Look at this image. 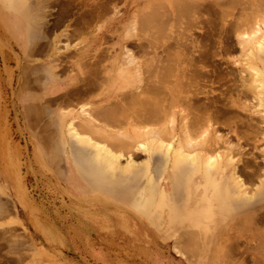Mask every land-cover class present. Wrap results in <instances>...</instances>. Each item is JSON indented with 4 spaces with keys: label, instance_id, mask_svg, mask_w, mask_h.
<instances>
[{
    "label": "rangeland",
    "instance_id": "1",
    "mask_svg": "<svg viewBox=\"0 0 264 264\" xmlns=\"http://www.w3.org/2000/svg\"><path fill=\"white\" fill-rule=\"evenodd\" d=\"M257 1L0 0L2 29L9 36L12 28L16 32L18 23L15 28L7 15L14 13L29 40L23 47L0 35V113L16 144L34 222L0 230V257L11 247L41 242L34 226L43 228V222L72 232L78 217L86 218V228L87 221L114 222L120 212L144 223L152 243L165 245L184 264H264V1ZM90 7L99 16L93 27L87 25ZM35 65H46L53 78L70 72L73 83L91 75L98 89L93 102L82 96L90 91H76L70 104L63 102L67 96L46 97L27 109L19 89L23 80L42 87L30 77ZM159 70L168 77L164 84L157 81ZM140 86L163 95V89L177 88L194 105L144 123ZM152 93L153 100L165 97ZM132 95L135 101L141 96L137 103ZM27 110L34 114L28 117ZM212 111L220 120L197 137L194 115L204 116L197 117L203 123ZM32 133L40 137L39 149Z\"/></svg>",
    "mask_w": 264,
    "mask_h": 264
},
{
    "label": "crops",
    "instance_id": "2",
    "mask_svg": "<svg viewBox=\"0 0 264 264\" xmlns=\"http://www.w3.org/2000/svg\"><path fill=\"white\" fill-rule=\"evenodd\" d=\"M88 11L90 12L87 14V25L93 27L98 24L99 16L98 14L95 15L91 7ZM15 17L16 22L21 20L23 23L19 16L16 15ZM11 22L13 23L12 20ZM2 24V13L0 12V35L6 38L9 35L6 29H2ZM82 25V22H80V26ZM110 25L108 23L107 27L109 28ZM16 26L17 23L15 28ZM12 29L9 32L11 35L9 37L25 47L29 42L25 30L24 34L19 37ZM30 42L32 43V41ZM8 61L13 62V57L9 56ZM31 70V79L36 83H41L42 87L29 86V83H24L23 80L19 91L23 95L22 99L27 109L29 106L35 105L34 101L40 103L46 97L52 100V98L58 96H67V99H64L63 102L70 104L72 102L70 96L73 92L76 94V91H79L80 94L91 91L83 97L86 100L90 98L88 101L93 102L92 98L98 92L97 86L93 87L95 82L91 75L82 79L78 77L79 84L73 83L74 78H72L70 72H65L62 79H58L51 77L52 72L46 65H35ZM2 73L0 68V77ZM73 101L77 102L76 100ZM1 107L2 100L0 99V109ZM36 110L37 108L34 107L33 111ZM32 114L34 113L27 110L26 115L28 117ZM7 128L6 120L0 113V230L5 228L18 229L25 224L28 226L29 223L34 224L30 218V205L25 191L27 181L18 165L15 141L6 131ZM38 136L35 133L31 135L37 149H39L40 142ZM44 149L48 148L43 147ZM69 182L75 184L73 182H76V180L71 177ZM9 188L13 198L7 196L9 195ZM20 210L22 212L24 210V214L20 215ZM113 215L114 222L109 220L110 217H106L105 222L101 223L87 221L90 227L86 228L81 225L86 218L78 217L75 219V231L72 232L69 229L55 228L49 223L45 224L43 222V228L34 226L38 228L37 232L43 237L41 242L32 241L23 248L19 246L9 248V253L0 257V264H184L177 257L178 255L174 256L166 249L165 245L152 243L150 229L145 227V224L140 220L136 221L129 214L126 216L120 212H115Z\"/></svg>",
    "mask_w": 264,
    "mask_h": 264
},
{
    "label": "bare ground",
    "instance_id": "3",
    "mask_svg": "<svg viewBox=\"0 0 264 264\" xmlns=\"http://www.w3.org/2000/svg\"><path fill=\"white\" fill-rule=\"evenodd\" d=\"M258 1H260V0H258ZM258 1H257V4H258ZM262 1H264V0H262ZM182 2H183V0H182ZM182 2H181V3H182ZM194 2H195V1H194ZM190 3H191V2H190ZM186 4H187V3H186ZM192 4H193V3H192ZM260 4H262V3H260ZM260 4H259V6H260ZM173 5H174V4H173ZM173 5H172V6H173ZM175 5H176V4H175ZM175 5H174V6H175ZM194 5H195V3H194ZM262 5H263V4H262ZM262 5H261V6H262ZM159 7L162 8L161 6H159ZM163 7H164V6H163ZM165 7H167V6H165ZM176 7H177V5H176ZM179 7H180V6H179ZM262 7H264V6H262ZM160 8H159V9H160ZM103 9H104V8H103ZM152 9L154 10V8H152ZM263 9H264V8H263ZM153 10L150 11V13L155 11V10H154V11H153ZM156 10H157V9H156ZM163 10H164V9H163ZM261 10H262V9H261ZM261 10H259V12H260ZM165 11H166V10H165ZM263 11H264V10H263ZM263 11H262V12H263ZM96 12H97V11H96ZM107 12H108V11H107ZM158 12H159V10H158ZM167 12H168V11H167ZM262 12H260V13H262ZM103 13H104V12H103ZM150 13H149V14H150ZM163 13H164V12H163ZM107 14H108V13H107ZM146 14H147V13H146ZM149 14H147V15H149ZM165 14H166V13H165ZM165 14H164V15H165ZM7 15H8V17H9L14 23L16 22L17 19H16V17H15L16 15H15L14 13H7ZM95 15H96V13H95ZM101 15H102V14H101ZM152 15H153V13H152ZM248 15H249V14H248ZM162 16H163V14H162ZM162 16H161V17H162ZM96 17H97V16H96ZM149 17H150V15H149ZM151 18H152V16H151ZM176 18H177V17H176ZM180 18H181V17H180ZM182 18H183V17H182ZM182 18H181V19H182ZM260 18H261V17H260ZM262 18H263V17H262ZM139 19H141V18H139ZM251 19H252V17H251ZM142 20H143V19H142ZM148 20H149V19H148ZM256 21H257V19H256ZM256 21H255V22H256ZM261 21H262V20H261ZM263 21H264V20H263ZM263 21H262V22H263ZM139 22H140V21H139ZM148 22H149V21H148ZM248 22L250 23V21H248ZM251 22H252V21H251ZM17 23H18V27H17V30H16L15 33H17V34L19 35V37H21V36L24 34L23 23H22L21 21H19V22H17ZM143 23H144V22H143ZM156 23H157V22H156ZM243 23H244V22H243ZM249 23H248V24H249ZM160 24H161V23H160ZM138 25H139V24H138ZM142 25H143V24H142ZM154 25H155V24H153V26H154ZM156 25H157V24H156ZM257 25H258V24H257ZM146 26H147V24H146ZM159 26H160V25H159ZM246 26H247V25H246ZM253 26H255V25H253ZM140 27H141V26H140ZM154 27H155V26H154ZM151 28H152V27H151ZM242 28H244V26H243ZM154 29H155V28H154ZM156 29H157V28H156ZM238 29H239V28H238ZM139 30H140V29H139ZM139 30H138V31H139ZM149 30H150V29H149ZM239 30H240V29H239ZM117 31H118V30H117ZM155 31H156V30H155ZM246 32H247V31H246ZM256 32H257V30H256ZM139 33H140V32H139ZM240 33H241V32H240ZM241 35H242V34H241ZM137 36H138V35H137ZM260 36H262V35H260ZM150 39H151V38H150ZM147 40H148V39H147ZM254 41H257V40L254 39ZM153 44H154V43H153ZM245 45H246V44H245ZM249 45H250V44H249ZM263 45H264V42L262 41V42L260 43L259 47L262 49V46H263ZM142 46H143V45H141V42H140L139 44L137 43V45H136V47L139 49V51L142 49ZM143 47H144V46H143ZM134 60H135V59H134ZM174 62H175V61H174ZM169 63H170V62H169ZM119 65H120V62H119ZM138 66H139V65H138ZM166 66H167V65H166ZM118 67H119V66H118ZM148 67H149V66H148ZM162 67H163V66H162ZM113 68H114V67H113ZM159 68H161V66H159ZM167 68H168V70L171 69V68H169V67H167ZM119 69H120V68H119ZM129 69H130V68H129ZM139 69H140V68H139ZM154 69H155V68H154ZM154 69H153V70H154ZM144 70H145V69H144ZM153 70H151V72H152ZM166 70H167V69H166ZM166 70H165V71H166ZM168 70H167V71H168ZM155 71H156V69H155ZM172 71H173V70H172ZM134 72H135V71H134ZM169 72H170V71H169ZM174 72H175V71H174ZM174 72H173V73H174ZM113 73H114V72H113ZM130 73H131V72H130ZM140 73H141V72H140ZM145 73H146V72H145ZM160 73H161V74H160ZM163 73H164V75H166L164 71H163ZM163 73L159 70L158 74H159L161 77H159V75H158V77L160 78V79H159V78H158V79L161 80V78H162V81H159V80L157 79L158 83H159V82H163L162 84H164L163 79H164L165 77H167V76L164 77V76L162 75ZM171 73H172V72H171ZM154 74H155V76H156V73H153V75H154ZM167 74H170V73H167ZM139 75H140V74H139ZM142 75H143V74H142ZM153 75H152V76H153ZM170 75H171V74H170ZM254 75H255V74H254ZM257 75H258V74H257ZM152 76H151V77H152ZM168 76H169V75H168ZM181 76H182V74H181ZM187 76H188V75H187ZM142 77H143V76H142ZM163 77H164V78H163ZM177 77H178V76H177ZM182 77H183V76H182ZM182 77H181V78H182ZM114 78H115V77H114ZM169 78H171V77H169ZM137 79H138V78H137ZM146 79H148V78L146 77ZM146 79H144V81H146ZM149 79H150V78H149ZM149 79H148V80H149ZM151 79H152V78H151ZM167 79H168V77H167L166 80H165L166 82H167ZM90 81H91V80H90ZM129 81H130V80H129ZM133 81H134V80H133ZM140 81H141V80H140ZM144 81H143V82H144ZM91 82H92V81H91ZM150 82H152V81H150ZM170 82H171V81H170ZM251 82H252V81H251ZM92 83H93V82H92ZM146 83H147V82H146ZM168 83H169V82H168ZM168 83H166V85H168ZM177 83H178V82H177ZM149 84H152V83H149ZM159 84H161V83H159ZM171 84H172V83H171ZM92 85H93V84H92ZM146 85H147V84H146ZM153 85H154V84H153ZM169 85H170V84H169ZM157 86H159V85H157ZM80 87H81V86H80ZM136 87H138V86H136ZM151 87H152V85H151ZM153 87H155V85H154ZM153 87H152V89H153ZM161 87H162V85H161ZM88 88H89V87H88ZM140 88L142 89L141 86L139 87V89H140ZM148 88H149V87H148ZM148 88H147V89H145V88L142 89V91L144 90V91L142 92V94H143L144 97H143V100H141L142 103H143V107H141V108H143V111L140 112L141 109L138 108V107H137L138 109L136 110V112H137V111L140 109L139 112L142 113V114H140L139 112H138V114L141 115L140 117H142L143 119H145V121L143 120L144 123H145V122H146V123L149 122L148 120H151V121L149 122V124H151V122H153V123H157L161 118L164 119V118L168 117L169 115H174V111H173V109H174V108L177 109V107H179L180 105H181V107H182V106H188V107H191V108H192L193 105H194V104L192 105V104H188V103H187L188 100H189V97H186V98H185V96H184V98H183V97H181L179 94H177V93H176L177 88H174V87L169 88V87H167L166 89H163V90H165V95H163V93L160 92V91L157 89V87H156V90H158V91L161 93V95L165 96V97L163 98L164 100L161 99V98H159L160 93H157L158 91H156L155 88H154V91H155V92H154L151 88H149V89H151V90H149ZM158 88H159V87H158ZM254 88H255V87H254ZM90 89H91V88H90ZM130 89H131V88H130ZM184 89H185V88H184ZM247 89H248V88H247ZM81 90H82V89H81ZM81 90H80V91H81ZM88 90H89V89H88ZM160 90L162 91V89H160ZM178 90H179V89H178ZM82 91H83V90H82ZM133 91H134V90H133ZM138 91H140V90H138ZM147 91L150 92V93L153 92L154 94H156V95H152V96H156V97H158V98H159V101L156 100V99L153 100L151 97H149L148 95H150V93L147 94V93H148ZM151 91H152V92H151ZM68 92H69V91H68ZM86 92H87V91H86ZM90 92H91V91H90ZM124 92H125V91H124ZM126 92H128V91H126ZM79 93H80V92H79ZM130 93H131V92H130ZM136 93H137V92H136ZM140 93H141V91H140ZM153 93H152V94H153ZM184 93H185V92H184ZM68 94H69V93H68ZM82 94H83V93H82ZM110 94H111V93H110ZM127 94H128V93H127ZM158 94H159V95H158ZM72 95H73V94H72ZM84 95H85V94H84ZM86 95H87V94H86ZM134 95H135V94H134ZM136 95H137V94H136ZM136 95H135V96H136ZM69 96H70V95H69ZM82 96H83V95H82ZM117 96H119V95H117ZM132 96H133V95H132ZM138 96H139V94H138ZM138 96H137V97H138ZM70 97H71V96H70ZM75 97H76V96H75ZM113 97H114V96H113ZM124 97H125V96H124ZM127 97H128V96H127ZM140 97H141V96H140ZM140 97H138V99H139ZM125 98H126V97H125ZM64 99H66V98H64ZM70 99H71V98H70ZM114 99H115V98H114ZM117 99H118V98H117ZM122 99H123V97H122ZM126 99H128V98H126ZM131 99H133L132 101H135V100H134V96H133V98L131 97ZM138 99H137L136 101H138ZM160 99H161V100H160ZM84 100H85V99H84ZM78 101H79V100H78ZM81 101H82V100H81ZM112 101H113V100H112ZM136 101H135V102H136ZM162 101H163V102H162ZM115 102H117V101H115ZM115 102H113V103H115ZM121 102H122V101H121ZM121 102H118V104L121 103ZM124 102H125V101H124ZM160 102H162V103H160ZM71 103H72V102H71ZM108 103H111V102H108ZM125 103H126V102H125ZM136 103H137V102H136ZM142 103H141V104H142ZM111 104H112V103H111ZM123 104H124V103H123ZM112 105H113V104H112ZM114 105H115V104H114ZM125 105L128 106L129 103H128V104H125ZM130 105H133L132 102H131ZM130 105H129V106H130ZM109 106H110V104H109ZM115 106H116V105H115ZM122 106H123V105H122ZM127 106H126V108H127ZM129 106H128V107H129ZM134 106H135V104H134ZM138 106H139V105H138ZM123 107H124V106H123ZM130 107H131V106H130ZM132 107H133V106H132ZM117 108H118V107H117ZM205 108H206V107H205ZM106 109H107V108H106ZM113 109H114V108H113ZM128 109H130V108H128ZM134 109H135V108H134ZM178 109H179V108H178ZM111 110H112V109H111ZM111 110H110V108H109V110H108V115L111 114V112H112ZM116 110H117V109H116ZM116 110H115V111H116ZM123 110L125 111V109H123ZM130 110H131V109H130ZM195 110H196V108H195ZM195 110H194V111H195ZM98 111H99V110H98ZM100 111H101V110H100ZM106 111H107V110H106ZM106 111H105V112H106ZM109 111H111V112L109 113ZM115 111L113 110V114H114ZM118 111H119V109H118ZM118 111L115 112V113L118 114ZM131 111H132V110H131ZM183 111H184V110H183ZM192 111H193V109H192ZM194 111H193V112H194ZM105 112H104V113H105ZM120 112H122V111H120ZM128 112H130V111L128 110ZM202 112H203V111H202ZM212 112H213V111H212ZM95 113H96V112H95ZM124 113H125V112H124ZM134 113H135V112H134ZM134 113H133V114H134ZM214 113H215V114H214ZM90 114H91V113H90ZM122 114H123V112H122ZM126 114H127V113H126ZM126 114H125V119L128 117ZM128 114H130V113H128ZM204 114H205V113H204ZM212 114H213V115H210V116H208V117H206V118H204V119L202 118L203 123L200 122L201 120L198 121L199 119H198L197 117H204V116H199V115L196 114V115H197V117H196V116L193 114V115H194V118H196V119H194V121H195V120H196V121H195V122L192 121V122L195 123L196 131H194V133H195V132L198 133V134L195 133V135H196L197 137L204 136V135L206 134V132L208 133L207 130H208L209 127L214 128V127L211 126V124H210L213 120H214L215 123H218V121L220 120L219 112L214 111ZM78 115H79V113H78ZM87 115H88V114H87ZM98 115H100V113H99ZM101 115H102V114H101ZM114 115H115V114H114ZM186 115H187V114H186ZM79 116H80V115H79ZM83 116H84V115H83ZM89 116H90V115H89ZM112 116H113V115H112ZM112 116H111V117H112ZM115 116H116V115H115ZM115 116H114V117H115ZM120 116H121V114L119 115V117H120ZM126 116H127V117H126ZM133 116L136 117V114H134ZM189 116H190V115H189ZM84 117H85V116H84ZM87 117H88V116H87ZM96 117H97V116H96ZM101 117H102V116H101ZM119 117H118V118H119ZM129 117H130V116H129ZM185 117L188 118V116H185ZM192 117H193V116H191L190 118H192ZM80 118H81V117H80ZM109 118H110V117H108V119H109ZM120 118H121V117H120ZM120 118H119V120H121L122 118L124 119V116H122L121 119H120ZM131 118H132V117H131ZM142 118H141V120H142ZM152 118H159V120H158V119H153L154 121H155V120L157 121V122H154V121H152ZM186 118H185V119H186ZM82 119H84V118H82ZM94 119H95V118H94ZM111 119H112V118H111ZM113 119H114L115 121H117V118H116V119L113 118ZM113 119H112V120H113ZM127 119H128V118H127ZM132 119H133V118H132ZM135 119H136V118H135ZM163 119H162V120H163ZM85 120H87V119H85ZM88 120H89V119H88ZM104 120H106V119L104 118ZM129 120H131V119H129ZM138 120H139V116H138ZM138 120H136V122H137ZM183 120H184V119H183ZM189 120H190V119H189ZM252 120H253V119H252ZM89 121H90V120H89ZM89 121H88V122H89ZM93 121H94V120H93ZM115 121H114V122H115ZM121 121H122V120H121ZM133 121H134V120H133ZM143 121H142V122H143ZM184 121H185V120H184ZM95 122H96V121H95ZM112 122H113V121H112ZM118 122H119V121H118ZM128 122H129V121H128ZM131 122H132V121H131ZM136 122H135V123H136ZM142 122H140V123H142ZM159 122H160V121H159ZM192 122H190V123L188 122V123L191 125ZM196 122H198V123H196ZM199 122H200L201 124H200ZM214 122H213L212 124H215ZM247 122H248V121H247ZM144 123H142V124H144ZM161 123H162V122H161ZM161 123H160V124H161ZM169 123H170V122H169ZM194 123H193V124H194ZM253 123H254V122H253ZM137 124H138V122H137ZM149 124H148V125H149ZM198 124H200V127H199ZM221 124H222V123H221ZM232 124H233V123H232ZM93 125H95V124H93ZM101 125H103V124H101ZM118 125H119V123H118ZM125 125H126V124H125ZM146 125H147V124H145L144 127H146ZM155 125H156V124H155ZM157 125H158V124H157ZM168 125H169V124H168ZM190 125H189V126H190ZM219 125H220V123H219ZM237 125H238V124H237ZM247 125H248V124H247ZM249 125H250V123H249ZM96 126H98V125H96ZM120 126H121V125H120ZM163 126H164V125H163ZM187 126H188V125H187ZM189 126H188V127H189ZM191 126H192V125H191ZM261 126H262V125H261ZM81 127H82V126H81ZM84 127L86 128V126H84ZM107 127H108V126H107ZM111 127H112V126H111ZM126 127H127V126H126ZM130 127H131V126H130ZM132 127H133V125H132ZM136 127H137V126H136ZM140 127H141V126H140ZM140 127H139V128H140ZM147 127H148V126H147ZM195 127H194V128H195ZM252 127H254V125H252ZM108 128H109V127H108ZM113 128H114V127H113ZM165 128H166V126H165ZM185 128H186V125H185ZM190 128H192V127H190ZM200 128H201V130L203 129V131H200ZM206 128H207V129H206ZM228 128H229V127H228ZM101 129H102V128H101ZM121 129H123V128H121ZM121 129H120V130H121ZM126 129H127V128H126ZM132 129H133V128H132ZM147 129H148V128H147ZM149 129H152V128L149 127ZM157 129H158V128H157ZM159 129H160V128H159ZM186 129H187V128H186ZM186 129H184V131H185ZM198 129H199V130H198ZM209 129H210V128H209ZM231 129H233V128L231 127ZM253 129H254V128H253ZM114 130H116V129H114ZM134 130H135V129H134ZM141 130H142V129H141ZM188 130H189V129H188ZM188 130H187V131H188ZM193 130H194V129L192 128L191 131L193 132ZM217 130H218V129H217ZM233 130H234V129H233ZM233 130H231V131H233ZM109 131H110V130H109ZM130 131H131V129H130ZM146 131H147V130H146ZM187 131H185V132H187ZM191 131H190V132H191ZM229 131H230V130H229ZM236 131H237V129H236ZM122 132H123V131H122ZM126 132H127V131H126ZM138 132H139V131H138ZM192 132H191V133H192ZM233 132H234V131H233ZM111 133H112V132H111ZM117 133H118V132H117ZM117 133H116V134H117ZM134 133H135V132H134ZM139 133H141V132H139ZM188 133H189V132H188ZM194 133H192V134H194ZM209 133H210V131H209ZM109 134H110V132H109ZM114 134H115V132H114ZM145 134H146V133H145ZM148 134H151V133H148ZM152 134H153V133H152ZM185 134H187V133H185ZM216 134H217V133H216ZM237 134H238V133H237ZM244 134H245V133H244ZM248 134H249V133H248ZM256 134H258V133H256ZM181 135H182V133H181ZM240 135H241V134H240ZM240 135H239V136H240ZM259 135H260V134H259ZM107 136H108V135H107ZM110 136H111V135H110ZM110 136H109V137H110ZM117 136H118V135H117ZM190 136H191V135H190ZM190 136H189V137H190ZM192 136H193V135H192ZM192 136H191V137H192ZM205 136H206V135H205ZM218 136H219V135H218ZM220 136H221V135H220ZM249 136H250V135H249ZM254 136H255V135H254ZM261 136H262V135H261ZM112 137H113V135H112ZM112 137H111V138H112ZM118 137H119V136H118ZM130 137H131V136H130ZM181 137H183V136H181ZM193 137H195V136H193ZM246 137H248V136H246ZM250 137H251V136H250ZM252 137H253V136H252ZM255 137H256V136H255ZM259 137H260V136H259ZM128 138H129V137H128ZM183 138H185V137H183ZM202 138H203V137H202ZM243 138L245 139V137H243ZM199 139H200V138H199ZM204 139H205V138H204ZM240 139H241V137H240ZM244 139H243V140H244ZM254 139H255V138H254ZM260 139H261V138H260ZM114 140H115V139H114ZM217 140H218V139H217ZM252 140H253V138H252ZM261 140H262V139H261ZM108 141H109V140H108ZM226 141H227V140H226ZM247 141H248V140H247ZM257 141H258V140H257ZM110 142H111V141H110ZM198 142H199V141H198ZM255 142H256V141H255ZM114 143H115V142H114ZM201 143H202V142H201ZM130 144H132V143H129L128 145H130ZM199 144H200V142H199ZM230 144H231V143H230ZM128 145H127V147H129ZM219 145H220V143H219ZM225 145H226V144H225ZM111 146H112V145H111ZM123 146H125V148H126V143H125V142H124ZM139 146L145 148V145H143V144H140ZM221 146H223V145H220V147H221ZM113 147H114V146H113ZM115 147H116V146H115ZM201 147H202V146H201ZM213 147H214V146H213ZM243 147H244V146H243ZM168 148H169V147H168ZM186 148H187V147H186ZM198 148H199V146H198ZM227 148H228V147H227ZM230 148H231V147H230ZM232 148H233V147H232ZM169 149H170V148H169ZM224 149H225V148H224ZM125 150H126V149H125ZM195 150H196V149H195ZM200 150H201V149H200ZM231 150H232V149H231ZM235 150H236V148H235ZM237 150H238V149H237ZM241 150H242V149H241ZM211 151H212V150H211ZM213 151H216V150H213ZM244 151H245V150H244ZM102 152H103V151H102ZM189 152H190V151H189ZM207 152H209V151H207ZM232 152H234V151H232ZM181 153H182V152H181ZM234 153H235V152H234ZM209 154H210V152H209ZM232 154H233V153H232ZM242 154H243V153H242ZM221 155H222V154H221ZM224 155H225V154H224ZM212 156H213V155H212ZM232 156H233V155H232ZM107 157H108V156H107ZM247 157H248V156H247ZM111 159H112V158H111ZM111 159H110V160H111ZM179 159H180V158H179ZM219 159H220V157H219ZM231 159H232V158H231ZM214 160H215V159H214ZM209 161H210V162H209ZM209 161H208L209 163H207V165H208L209 167H211V165H213L214 162H213V160L211 161V158H210ZM215 161H216V160H215ZM246 162H247V161H246ZM248 162H249V161H248ZM248 162H247V163H248ZM110 163H111V162H110ZM112 163H113V162H112ZM198 164H199V163H198ZM219 166H220V165H219ZM212 168H213V167H212ZM247 168H248V167H247ZM197 172H198V171H197ZM199 173H200V172H199ZM259 173H260V172H259ZM195 174H196V173H195ZM243 193H244V192H243ZM247 198H248V197H247ZM238 219L240 220L241 218H238ZM238 219H236V220H238ZM234 220H235V219H234ZM239 220H238V221H239ZM234 225H235V223H234ZM194 233H195V232H194ZM182 234H183V233H182ZM195 235H196V234H195ZM183 237H185V235H184ZM189 237H190V236L188 235V238H189ZM181 238H182V237H181ZM182 239H183V238H182ZM196 242H197V241H196ZM258 243H259V242H258ZM181 244H182V243H181ZM187 244H189V241H188ZM260 244H261V243H260ZM184 245H185V243H184ZM190 245H191V244H190ZM253 245H254V244H253ZM178 248H179V247H177L176 249L178 250ZM176 249H175V250H176ZM181 249H182V248H181ZM181 249H180V252H181ZM177 250H176V253H177ZM180 252H179V253H180ZM184 252H185V251H184ZM181 253H182V254H181ZM181 253H180V255H183V251H182ZM186 254H187V253H186ZM227 255H228V254H227ZM187 258H189V257H187ZM261 258H262V257H261Z\"/></svg>",
    "mask_w": 264,
    "mask_h": 264
}]
</instances>
